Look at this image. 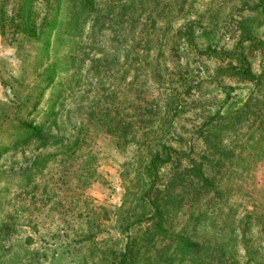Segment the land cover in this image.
<instances>
[{
	"label": "rangeland",
	"instance_id": "rangeland-1",
	"mask_svg": "<svg viewBox=\"0 0 264 264\" xmlns=\"http://www.w3.org/2000/svg\"><path fill=\"white\" fill-rule=\"evenodd\" d=\"M255 1L94 0L72 30L78 8L62 0L57 26L33 39L45 1L0 0V264H117L129 237L137 253L127 264H195L176 251L180 234L207 235L235 264H264V137L254 142L264 123L252 115L264 102V76L244 83L223 73L235 89L221 105L227 89L215 68L225 63L182 34L191 24L228 45L227 28ZM252 61L259 73L258 57ZM236 113L253 137L219 193L198 201L186 173L187 181L157 192L172 178L170 162L151 188L146 167L161 143L184 152L183 170L187 153L198 161V128L208 116ZM157 193L166 200L161 231L147 197Z\"/></svg>",
	"mask_w": 264,
	"mask_h": 264
},
{
	"label": "trees",
	"instance_id": "trees-1",
	"mask_svg": "<svg viewBox=\"0 0 264 264\" xmlns=\"http://www.w3.org/2000/svg\"><path fill=\"white\" fill-rule=\"evenodd\" d=\"M44 1L48 8L40 23L36 26V32H30L29 34L33 39H35V37L39 39L41 34H45L49 30L54 29L58 24L57 15L62 6V0ZM68 2L76 4L75 7L78 8V12H73L71 18H69V26L74 30V26L79 24L78 18L94 12V0H68ZM246 7L248 8L247 13L241 15L239 19L226 30V33L232 38V42L228 45L214 44L211 42L210 32L205 28L200 33L195 34L191 24H188L182 32V34L185 35V40L188 41L190 45L194 46L193 48L196 51L208 57L213 56L225 63L223 66L220 65L215 68V82L217 85L220 84L222 88L227 89L226 96L223 98L221 105L227 101V99L231 98V91L235 89V86L226 84L222 81L224 77L223 73H226V75L229 76L228 78L244 83H260L261 78L264 76V0H257ZM19 17L22 21L21 23L19 22V25L27 28L29 25V17L27 15L25 16V12L23 11L19 12ZM255 56L258 57V61L262 66L259 73L253 71L252 60ZM219 77L222 78L220 79ZM249 104L250 102L246 100V103H244L242 107H249ZM262 107H264V102L262 106L258 108V115L252 114L254 117L258 118V125L264 123V110ZM246 112L247 108L241 111L242 114ZM218 114L219 110H217L215 115L218 116ZM242 114H226L219 120L214 114L208 116L198 128V145L201 150L196 152L198 161L193 160L190 153H187L186 156L189 157V162L183 170L178 169L177 164L180 163V158L184 157V152H179L174 147L161 143L159 149L152 155L146 167L147 173L150 175L151 188L155 187L154 181L159 177V168L165 163L170 162L172 178L169 179L162 189L157 188V192H163L169 187H174L177 183L184 180L183 174L186 173V175H191L195 179L194 190L198 193V201L201 198V194L208 195L209 198H212V196L219 193V180L225 176L223 174H228L227 170H231L232 165L239 163L245 158L242 157L243 154L239 151V148L242 147L245 140L253 137L252 135H246L243 131H240L245 121ZM226 125L230 126L227 129V133L221 132L219 128H226ZM30 129L31 136L36 135V138L40 137V129L37 126H31ZM238 134H241L243 138L237 140ZM262 137H264V133L254 140L255 144H259ZM191 142L188 143L190 144ZM188 148L191 150V144ZM237 155H241V157H237ZM184 181L187 180L185 179ZM147 191L149 192V190ZM147 197L153 209L151 214V219L154 220L153 229L161 231L163 229L161 226V223H163V208L166 200L162 202L163 200L161 197L159 198L158 193L155 198L149 194H147ZM206 212L207 210H202L198 212V215H204ZM139 219L140 218L136 219V221ZM245 229L244 226L241 228V243L247 252L248 247L245 239ZM176 234L178 235L180 232L177 231ZM182 236L180 234L176 239L175 249L180 254H187L188 260L192 263L235 264V262L226 255L223 247L220 244L211 242L207 235L198 234V240ZM136 245L137 242L129 237L117 264H127L128 259L131 260L134 254L137 253Z\"/></svg>",
	"mask_w": 264,
	"mask_h": 264
},
{
	"label": "crops",
	"instance_id": "crops-1",
	"mask_svg": "<svg viewBox=\"0 0 264 264\" xmlns=\"http://www.w3.org/2000/svg\"><path fill=\"white\" fill-rule=\"evenodd\" d=\"M2 91L4 92V88H3V84H2L1 79H0V97L2 96Z\"/></svg>",
	"mask_w": 264,
	"mask_h": 264
}]
</instances>
